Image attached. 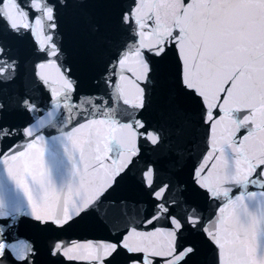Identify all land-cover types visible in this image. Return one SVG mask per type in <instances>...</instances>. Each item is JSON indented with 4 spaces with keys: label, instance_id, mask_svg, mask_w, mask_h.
Returning <instances> with one entry per match:
<instances>
[{
    "label": "snow or ice",
    "instance_id": "snow-or-ice-1",
    "mask_svg": "<svg viewBox=\"0 0 264 264\" xmlns=\"http://www.w3.org/2000/svg\"><path fill=\"white\" fill-rule=\"evenodd\" d=\"M0 264H264V0H0Z\"/></svg>",
    "mask_w": 264,
    "mask_h": 264
}]
</instances>
